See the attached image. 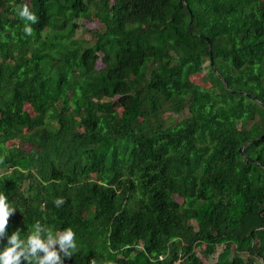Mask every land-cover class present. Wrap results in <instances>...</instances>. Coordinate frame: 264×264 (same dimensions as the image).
Returning <instances> with one entry per match:
<instances>
[{"label":"trees","instance_id":"obj_1","mask_svg":"<svg viewBox=\"0 0 264 264\" xmlns=\"http://www.w3.org/2000/svg\"><path fill=\"white\" fill-rule=\"evenodd\" d=\"M263 136L264 0H0V251L39 221L64 264H264Z\"/></svg>","mask_w":264,"mask_h":264},{"label":"clouds","instance_id":"obj_2","mask_svg":"<svg viewBox=\"0 0 264 264\" xmlns=\"http://www.w3.org/2000/svg\"><path fill=\"white\" fill-rule=\"evenodd\" d=\"M17 14L25 21V34L31 36L33 28L30 24L38 23L37 16L28 4L18 7ZM64 202L63 198H57L54 204L60 207ZM15 211L7 197L0 193V240L7 235L9 220ZM20 233L17 229L7 238V246L0 251V264H64V258H71L78 251L76 234L71 228L54 233L37 221L25 238L22 239Z\"/></svg>","mask_w":264,"mask_h":264},{"label":"rangeland","instance_id":"obj_3","mask_svg":"<svg viewBox=\"0 0 264 264\" xmlns=\"http://www.w3.org/2000/svg\"><path fill=\"white\" fill-rule=\"evenodd\" d=\"M83 24H84V28H81V29L77 32L76 37H77V38L90 39V38H91V35L87 32V30H91V29L97 28L99 25L97 24V22H93V23H92V22H88L87 20H86ZM97 67H98L99 69H101V68L104 67V65H103V63H102L101 61H99V62L97 63ZM204 75H205V72H204V73H201V74H198V75H195V76L192 77V80H193L196 84H198L199 86L205 87L206 84H205V82L203 81ZM161 116H162L163 118H166V112H165V110L162 111ZM166 119H167V118H166ZM175 119H180V117H176V116H175ZM10 144H11V143H10ZM176 199H177L179 202L181 201V199H179V198H176ZM192 223L194 224L195 228H197V224H196L195 222H192ZM222 248H223V247H218V248H217V253H215V254H214L213 256H211L210 259H209V262H210V263H211V262H214V261L217 259L218 254H219V252L221 251ZM199 254H200V253H199Z\"/></svg>","mask_w":264,"mask_h":264},{"label":"water","instance_id":"obj_4","mask_svg":"<svg viewBox=\"0 0 264 264\" xmlns=\"http://www.w3.org/2000/svg\"><path fill=\"white\" fill-rule=\"evenodd\" d=\"M184 1H185V0H184ZM189 12H190V14H191V22H192V21H193V15H192V12L190 11V9H189ZM210 53H211V63L213 64L212 50L210 51ZM263 137H264V136H263ZM240 152L243 153V149H241ZM253 162H254V161H253Z\"/></svg>","mask_w":264,"mask_h":264},{"label":"built area","instance_id":"obj_5","mask_svg":"<svg viewBox=\"0 0 264 264\" xmlns=\"http://www.w3.org/2000/svg\"><path fill=\"white\" fill-rule=\"evenodd\" d=\"M180 263V261L177 262V264Z\"/></svg>","mask_w":264,"mask_h":264}]
</instances>
